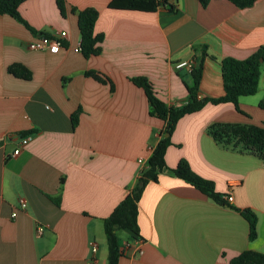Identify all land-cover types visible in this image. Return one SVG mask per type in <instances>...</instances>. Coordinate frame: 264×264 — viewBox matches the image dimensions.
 <instances>
[{
	"label": "crops",
	"instance_id": "obj_1",
	"mask_svg": "<svg viewBox=\"0 0 264 264\" xmlns=\"http://www.w3.org/2000/svg\"><path fill=\"white\" fill-rule=\"evenodd\" d=\"M110 1L64 0L62 14L56 0H25L20 19L0 14V264H107L103 219L135 184L138 159H148L164 127L131 79L145 77L168 106L184 104L192 77L174 63L202 57L198 95L219 97L220 60L245 59L264 46V0L246 8L229 0L204 7L175 0L172 10L157 5L154 11L113 9ZM87 7L98 11L94 31L103 34L100 53L89 58L76 50L77 12ZM52 30L67 31L58 52L28 48ZM14 63L30 78L8 72ZM88 71L108 78L112 88ZM261 88L264 67L258 91L239 97L246 114L231 103H207L178 120L165 152L168 167L186 159L216 191L230 193V206L160 173L138 200L139 236L117 230L121 246L128 243L117 264H228L243 250L264 252V161L223 147L206 132L214 122L263 125ZM78 108L73 128L70 115ZM23 132L32 138L11 156ZM19 196L27 200L24 209ZM243 208L257 216L254 240Z\"/></svg>",
	"mask_w": 264,
	"mask_h": 264
},
{
	"label": "trees",
	"instance_id": "obj_2",
	"mask_svg": "<svg viewBox=\"0 0 264 264\" xmlns=\"http://www.w3.org/2000/svg\"><path fill=\"white\" fill-rule=\"evenodd\" d=\"M25 0H0V14H8L20 19L18 6ZM201 6H206L210 0H198ZM239 8L251 6L256 0H229ZM58 9L65 13L64 0H56ZM159 5L156 0H111L109 8L139 11H154ZM172 10L174 7H168ZM74 10V9H73ZM98 17V11L93 7H87L77 12V26L80 33L79 49L85 58L100 53V43L103 34L95 33L94 25ZM205 55L204 50L201 51ZM190 75L192 85L188 87V100L177 106L166 105L156 95L150 81L145 77L138 76L131 81L142 88L150 105V114L158 117L164 122L160 131V138L151 150L145 168L139 170L133 187L113 208L112 212L103 219V230L107 244V264H117L124 253L117 230H128L134 237L139 236L137 225V203L145 185L150 181H157L158 175L168 172L189 183L209 199L222 206H230L229 202L223 199V193L216 191L214 182L204 178L192 170L186 159H180L175 167L170 168L165 162V152L171 143V133L178 120L186 114L199 111L205 104L231 103L236 111L246 114L239 108V97L251 96L258 91L261 67L264 63V46H259L245 59L225 57L220 60V73L223 85V94L219 97L198 98V86L202 74V57L196 59ZM8 72L21 77L30 78V71L21 64L14 63L8 66ZM100 82L111 81L96 73L88 71ZM258 107L264 110V97L259 100ZM80 108L70 115L73 128L78 124ZM206 132L215 143L233 150L253 154L264 161V123L261 126L247 123L214 122L211 123ZM29 132H23L24 136ZM168 134L165 136V134ZM240 214L248 223V238L254 240L257 236V216L250 208L239 210ZM228 264H264V252L251 249L243 250L229 260Z\"/></svg>",
	"mask_w": 264,
	"mask_h": 264
},
{
	"label": "built area",
	"instance_id": "obj_3",
	"mask_svg": "<svg viewBox=\"0 0 264 264\" xmlns=\"http://www.w3.org/2000/svg\"><path fill=\"white\" fill-rule=\"evenodd\" d=\"M160 6L163 7H174V2L175 0H156ZM67 38V31L65 30H52L51 32L47 33V34H42L38 37V39L36 41L30 42L28 44V48L29 49H42V50H48L50 52H58L61 49L62 46V42ZM76 50H79V46L76 48ZM196 65V61L194 57H191L187 60H180L177 61L176 63H174V67L175 69H186L189 73L192 71L193 67ZM198 98H200V95H198ZM32 138L31 134H27L24 136H20L19 137V141L18 144L16 146V148L13 149L11 156H15L19 153V151L21 150V147L25 144H27ZM139 164L141 165V168H145L147 165V160L143 159V158H139L138 159ZM223 199L226 200L227 202H232L233 197L230 193H226L223 194ZM17 204L18 207L21 209H24L27 205V200L25 197L23 196H19L17 198ZM16 215V211H14L12 213V216ZM42 231V227H38L36 229V232L38 234H40ZM128 247V243H126V246L124 247V249ZM97 249V245L96 243H92V247L91 250L92 252H95ZM135 254H142V250L140 248H138L135 252ZM87 264H91V262H88Z\"/></svg>",
	"mask_w": 264,
	"mask_h": 264
},
{
	"label": "rangeland",
	"instance_id": "obj_4",
	"mask_svg": "<svg viewBox=\"0 0 264 264\" xmlns=\"http://www.w3.org/2000/svg\"><path fill=\"white\" fill-rule=\"evenodd\" d=\"M263 67H264V63L262 64V67H261V68H263ZM257 95H258V96H264V88H261ZM120 234H121L122 236H124V235H125V232L120 231Z\"/></svg>",
	"mask_w": 264,
	"mask_h": 264
},
{
	"label": "water",
	"instance_id": "obj_5",
	"mask_svg": "<svg viewBox=\"0 0 264 264\" xmlns=\"http://www.w3.org/2000/svg\"><path fill=\"white\" fill-rule=\"evenodd\" d=\"M168 134L166 133L165 136H167Z\"/></svg>",
	"mask_w": 264,
	"mask_h": 264
}]
</instances>
